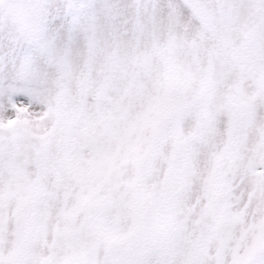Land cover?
I'll return each mask as SVG.
<instances>
[{
    "label": "snow or ice",
    "instance_id": "snow-or-ice-1",
    "mask_svg": "<svg viewBox=\"0 0 264 264\" xmlns=\"http://www.w3.org/2000/svg\"><path fill=\"white\" fill-rule=\"evenodd\" d=\"M0 25V264H264V0H37Z\"/></svg>",
    "mask_w": 264,
    "mask_h": 264
},
{
    "label": "clouds",
    "instance_id": "clouds-1",
    "mask_svg": "<svg viewBox=\"0 0 264 264\" xmlns=\"http://www.w3.org/2000/svg\"><path fill=\"white\" fill-rule=\"evenodd\" d=\"M37 0H0V25L29 34L38 22Z\"/></svg>",
    "mask_w": 264,
    "mask_h": 264
}]
</instances>
